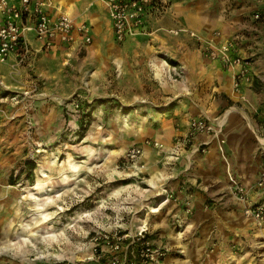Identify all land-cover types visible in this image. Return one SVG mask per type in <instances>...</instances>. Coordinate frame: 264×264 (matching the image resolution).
<instances>
[{"label": "rangeland", "instance_id": "374dc122", "mask_svg": "<svg viewBox=\"0 0 264 264\" xmlns=\"http://www.w3.org/2000/svg\"><path fill=\"white\" fill-rule=\"evenodd\" d=\"M170 5L171 0L150 4L137 33L169 26ZM176 32L168 30L160 46L168 47ZM191 36L194 48L202 49L210 59L217 58L210 54L217 49L213 41L196 33ZM214 36L221 34L215 31ZM150 38L139 42L142 45H128L125 39L114 37V48L101 49L105 57L101 62L99 54L97 59L83 60L88 53L80 52L78 61L65 68L69 75L62 72L59 90L49 88L65 97H55L51 103L27 104L21 109L20 97L11 100L13 95L3 91L6 86H0L1 94L9 98L2 104L7 107L2 128L9 125L6 136L14 135L16 141L10 144L16 156L7 184L0 186V264H109L119 253L108 242L121 237L118 241L125 247L141 229H146L151 245L164 249L162 264H264V221L247 216L244 202L231 189L230 173L240 179L230 169L227 150L225 155L218 150L226 166L218 185L194 170L178 177L179 191H189L195 179V185L205 180L206 214L196 216L187 205L191 197L174 190L164 199L170 194L167 189L176 185L173 178L168 180L171 170L165 163L166 153L153 145V139L157 128L161 129L158 123L171 115L164 111L174 109L178 100L161 98L166 96L167 83L154 85L159 80L155 75L164 67L153 63L151 54L161 63L164 56L160 47L148 48L145 42ZM257 56L252 52L245 59L253 61ZM40 69L44 70V64ZM93 69L97 71L94 77L90 76ZM88 77L94 78L91 84ZM74 102L92 104L86 112L84 135H80L83 111L74 108ZM147 139L151 144L144 147L137 167L126 166L125 152ZM262 158L261 169L264 153ZM182 169L177 167V171ZM245 188L248 203H264V184Z\"/></svg>", "mask_w": 264, "mask_h": 264}, {"label": "crops", "instance_id": "0c3cea01", "mask_svg": "<svg viewBox=\"0 0 264 264\" xmlns=\"http://www.w3.org/2000/svg\"><path fill=\"white\" fill-rule=\"evenodd\" d=\"M47 11L51 15L65 12L76 22H84L90 27L92 42L81 51L88 53V56L86 55L83 60H86L87 57L94 60L101 55L98 58L101 62L104 56L101 49L114 48L112 21L103 0H52V6ZM255 13H258L259 19H255ZM1 19L0 15V23ZM167 19L169 26H159L151 33L145 31L129 34L125 41L128 45H131L132 42L144 43V40L150 36V40L145 42L148 43V48L158 46L163 52V63L156 60V55L151 54L150 57L153 63L164 67L163 71L155 75L154 78L159 80L154 85L161 86V82L167 83L168 86L164 89L167 92L166 96L161 98L177 99L178 104H175L174 109H170L169 118L164 117V122L156 124L157 127L161 126V129L157 128L153 141L160 143L167 157L171 156L165 163L171 170L168 172L170 173L168 180L173 178L172 183L176 186L171 190L167 189V191L171 196L176 191L182 197H191L190 207L198 216L206 214L209 210L205 204L208 197L205 180L195 185L197 183V179H195L189 191L187 188H181L182 190L179 191L178 177L183 171H188L185 174H192L191 171L194 170V172L198 171L199 175L216 180V185H218L219 179H221L220 173L224 179L223 174L226 166L221 163L222 159L219 156V141L209 138V136L197 135L193 140L194 145L175 148L174 137L187 131L192 118L221 119L223 147L230 156V169L245 186L256 183L260 176L259 173H261L260 170H262V154L264 153V0H171ZM168 30L177 31V35L170 36L173 41L168 47L160 46V42ZM215 31L220 32L221 36L215 37ZM193 33L209 42L213 41L212 44L217 48L228 40L232 41L235 45L233 54L244 60H247L245 58L252 52H257L258 56L253 61L247 60L251 81H241V86L237 87L235 79L241 66H226L220 57L210 59L203 55L202 49L194 48L192 44L191 34ZM28 39L31 42L32 50L25 63L17 65V54L15 53L5 61H0V77L6 86L4 88L6 91L3 88L0 90L7 92L5 95L11 93L12 97H20L21 104L18 107L21 109L27 108V104L37 106L38 103L42 104L44 101L49 103L52 100L50 103L54 102L55 97H65L59 91L53 92L49 88L59 90L62 86L61 82L64 78L62 79L61 74L65 73L68 64L71 65L72 62L78 61L76 58L79 55L77 48L81 44L78 34H74L75 40L72 43L55 45L49 50L39 52V42L33 33L28 34ZM123 43H121L122 49L124 48ZM117 60L121 62V57H118ZM42 64H44V70L40 69ZM93 71L95 70H91L93 74L90 75L92 77L97 73V71ZM67 75L69 74L66 71L65 76ZM92 77H88L89 84L94 80ZM151 80L155 81L156 79ZM24 90H29L30 95L24 96ZM5 95L0 92V186L7 184V173L16 156L15 150L10 148V144L16 142L14 135L12 138L9 134L6 136L5 130H8V133L11 131L9 125L5 130L2 128L5 126L2 117L7 109L2 104L9 100ZM12 97L11 100H15ZM9 104L15 105L13 102ZM152 104L156 105V103ZM8 106L10 109V105ZM173 112L175 113L173 114ZM166 127H168V131L165 130ZM205 140L209 142L205 150L192 153V147ZM159 152L162 151H158V155H160ZM158 160L163 162L162 156L158 157ZM180 166H184V169L177 171V167ZM209 171H214L216 175L209 174ZM210 175L214 177L212 178ZM192 186L197 190L193 192ZM214 191L217 192V189ZM217 195L219 194L217 193ZM162 263L163 260L160 264Z\"/></svg>", "mask_w": 264, "mask_h": 264}, {"label": "built area", "instance_id": "2783aa9c", "mask_svg": "<svg viewBox=\"0 0 264 264\" xmlns=\"http://www.w3.org/2000/svg\"><path fill=\"white\" fill-rule=\"evenodd\" d=\"M156 0H103L111 21L113 34L116 40L123 41L127 35L139 32L144 25V16L150 4ZM52 6V0H0V61H5L11 54H17V65L26 62L32 50L28 34L33 33L39 42V52L49 50L55 45H68L72 43L74 34H78L80 45L78 53L83 51L91 42L90 27L84 22H76L69 14L59 12L56 15L48 13L47 9ZM258 17V16H257ZM235 45L232 41H226L217 49H212L210 54L213 57H220L226 66H241L237 73L235 85L238 87L241 81L250 82L247 64L242 57L234 55ZM14 70V67H13ZM1 76V73H0ZM0 86H4L0 77ZM24 96H29L30 91H24ZM12 98H15L12 97ZM74 108H78V102L73 103ZM223 124L220 118H192L189 121L188 129L184 134L176 135L174 138L175 148L181 146L194 145L193 140L197 135L209 136V138L219 141V151L225 155L224 139L222 138ZM208 141L192 147V153L204 151ZM150 140H145L143 145H136L129 148L124 155V164L130 167H137L141 159L144 147L150 145ZM160 147V143L154 142ZM171 157V156H168ZM166 156V160L169 158ZM231 189L244 202L243 210L247 216L253 217L257 221H264V203L250 204L247 201L248 193L245 186L230 173ZM264 184V166L257 181V186ZM171 194H167L169 199ZM187 205H190L188 201ZM190 211V210H188ZM121 237L116 238V242H108L113 252L119 253L114 256L109 264H159L165 257L162 247H154L146 240V229H141L131 237L129 243L121 246Z\"/></svg>", "mask_w": 264, "mask_h": 264}, {"label": "trees", "instance_id": "16d2710c", "mask_svg": "<svg viewBox=\"0 0 264 264\" xmlns=\"http://www.w3.org/2000/svg\"><path fill=\"white\" fill-rule=\"evenodd\" d=\"M78 104H79V109H81V111H83V113L81 115L82 116V120L80 121V128L82 129V131L80 132V135H82V132H83V135H84V131L86 130V128H87L86 125L88 123V121H86V122H84V121H85L86 116H89V114L86 113V112H88L87 109H90L92 104H90L88 102H85V103H79L78 102ZM164 112H166V113L170 112V108L166 109ZM32 165H33V163H32ZM32 165L29 167L30 170L33 168Z\"/></svg>", "mask_w": 264, "mask_h": 264}, {"label": "bare ground", "instance_id": "6f19581e", "mask_svg": "<svg viewBox=\"0 0 264 264\" xmlns=\"http://www.w3.org/2000/svg\"><path fill=\"white\" fill-rule=\"evenodd\" d=\"M165 203V202H164ZM161 207V206H160ZM45 220V219H44ZM41 222V221H40ZM26 227V226H25ZM12 260V259H11Z\"/></svg>", "mask_w": 264, "mask_h": 264}]
</instances>
